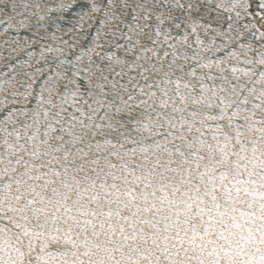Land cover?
<instances>
[{
	"label": "snow or ice",
	"instance_id": "obj_1",
	"mask_svg": "<svg viewBox=\"0 0 264 264\" xmlns=\"http://www.w3.org/2000/svg\"><path fill=\"white\" fill-rule=\"evenodd\" d=\"M0 264H264V0H0Z\"/></svg>",
	"mask_w": 264,
	"mask_h": 264
}]
</instances>
